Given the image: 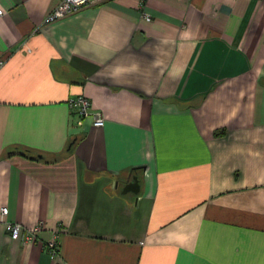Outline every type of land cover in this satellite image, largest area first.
I'll list each match as a JSON object with an SVG mask.
<instances>
[{
	"label": "crops",
	"instance_id": "crops-1",
	"mask_svg": "<svg viewBox=\"0 0 264 264\" xmlns=\"http://www.w3.org/2000/svg\"><path fill=\"white\" fill-rule=\"evenodd\" d=\"M57 3L0 0V264H264V0Z\"/></svg>",
	"mask_w": 264,
	"mask_h": 264
},
{
	"label": "built area",
	"instance_id": "built-area-1",
	"mask_svg": "<svg viewBox=\"0 0 264 264\" xmlns=\"http://www.w3.org/2000/svg\"><path fill=\"white\" fill-rule=\"evenodd\" d=\"M104 0H58L56 7L53 11L44 19V23L53 22L56 19L62 18L66 15L75 13L80 9L97 2ZM141 8L147 0H139ZM3 10L0 8V17L3 15ZM141 16L146 21H151V17L148 13L141 11ZM5 60L0 58V69L4 66ZM67 105L71 113L76 116V125L83 127L86 124L87 119H91V125L94 127H102L104 125V116L100 111H94L91 109L90 101L83 95H78L67 100ZM7 214V208H1L0 224H3L4 229L8 236L12 240L21 239L23 242L35 239L38 233L43 227V223L39 222L31 229L24 230L21 224L10 221H4L2 218ZM59 238L60 229H56L51 235L50 239L44 242V248L48 251L51 257L56 260L59 250ZM56 264H58L56 262Z\"/></svg>",
	"mask_w": 264,
	"mask_h": 264
},
{
	"label": "water",
	"instance_id": "water-1",
	"mask_svg": "<svg viewBox=\"0 0 264 264\" xmlns=\"http://www.w3.org/2000/svg\"><path fill=\"white\" fill-rule=\"evenodd\" d=\"M139 182H138V178L136 176H132V179L125 184V186L123 187L122 192L123 193H133V194H138L139 192Z\"/></svg>",
	"mask_w": 264,
	"mask_h": 264
}]
</instances>
